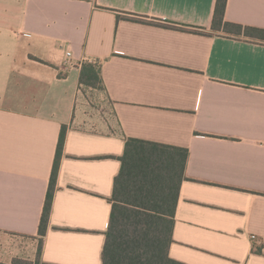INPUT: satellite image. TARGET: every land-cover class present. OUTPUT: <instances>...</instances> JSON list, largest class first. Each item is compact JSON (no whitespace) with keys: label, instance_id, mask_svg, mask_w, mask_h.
I'll return each mask as SVG.
<instances>
[{"label":"crops","instance_id":"0c3cea01","mask_svg":"<svg viewBox=\"0 0 264 264\" xmlns=\"http://www.w3.org/2000/svg\"><path fill=\"white\" fill-rule=\"evenodd\" d=\"M216 5L0 0L1 262L36 260L19 243L41 239L65 129L40 264H103L127 139L189 150L173 260L264 264V40L214 30ZM224 18L264 29V0H228ZM87 61L101 89L81 84ZM88 93L106 100L91 123Z\"/></svg>","mask_w":264,"mask_h":264},{"label":"trees","instance_id":"16d2710c","mask_svg":"<svg viewBox=\"0 0 264 264\" xmlns=\"http://www.w3.org/2000/svg\"><path fill=\"white\" fill-rule=\"evenodd\" d=\"M227 4L228 0H217L212 26L214 30L264 40V29L225 22ZM129 20L144 22L135 16ZM100 71L98 63L85 62L81 72V84L101 89L103 81ZM65 137L64 129L60 136L41 220L37 259L29 261L16 258L11 264H40L39 258L48 230ZM188 159L189 150L185 148L138 139L126 140L125 153L121 158L122 167L114 182L103 264H183L173 260L169 256V250L173 243L176 209ZM0 264L7 263L0 261Z\"/></svg>","mask_w":264,"mask_h":264},{"label":"rangeland","instance_id":"374dc122","mask_svg":"<svg viewBox=\"0 0 264 264\" xmlns=\"http://www.w3.org/2000/svg\"><path fill=\"white\" fill-rule=\"evenodd\" d=\"M86 103L87 105H86L84 112L87 116L88 122L91 123L93 122L96 116L102 115V112H103L102 106L106 104V100L102 98H98L93 93H88ZM25 242L26 240H23L22 242L19 243L20 249H23V252H21L23 257L26 258L28 256H32V257H35L34 259H37V256L39 254V248H40V240L35 243L34 249H32L31 252H28V253L26 252L27 250H24V249L26 248L27 243L29 244L30 241L27 240V243Z\"/></svg>","mask_w":264,"mask_h":264},{"label":"built area","instance_id":"2783aa9c","mask_svg":"<svg viewBox=\"0 0 264 264\" xmlns=\"http://www.w3.org/2000/svg\"><path fill=\"white\" fill-rule=\"evenodd\" d=\"M71 56H72L71 52H68V53H67V58H68L67 62H70V58H71Z\"/></svg>","mask_w":264,"mask_h":264}]
</instances>
